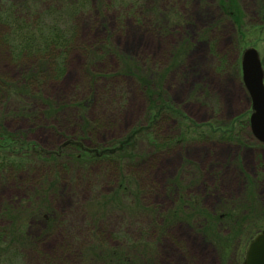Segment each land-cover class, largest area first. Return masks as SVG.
<instances>
[{"label": "rangeland", "instance_id": "obj_1", "mask_svg": "<svg viewBox=\"0 0 264 264\" xmlns=\"http://www.w3.org/2000/svg\"><path fill=\"white\" fill-rule=\"evenodd\" d=\"M116 1L91 0L88 12L77 17L80 47L68 53L65 76L42 84L41 95L51 102L48 105L44 102L46 106L42 100L32 104L34 94L40 93L38 84L26 85L23 81L33 69L32 62L27 58L23 60L25 65L17 67L0 40V78L10 82L11 90L23 92L21 95L11 92L9 99L14 101L5 104L6 118L0 119V131L20 134V139L37 143L44 150L59 146L66 136L84 133L82 128L88 130L86 145L114 144V140H121L146 123L159 99L170 103L188 119L182 123L184 140L170 151L156 154L136 175L137 183L144 188L143 196L139 200L127 198L115 185L101 190L99 196L90 190H82L78 196L91 210L98 206L96 201L102 195L112 198L111 203L120 197V204L130 214H135L133 210L140 203L153 210L156 214L151 220L145 215L138 220L134 218L135 226L141 225L140 232L128 231V226L126 231L131 232L132 243L143 240L148 246H157L155 264H243L250 241L264 228V145H239L243 140L240 134L246 128L234 122L251 111L248 93L238 80L242 77V52L256 48L264 60V0H141L139 8L135 7L131 14H121L122 8ZM161 20L165 25L157 22ZM82 46L86 50L102 53L110 50L114 54L93 62ZM122 60L137 68L138 77H146L148 71L155 72L153 78L160 85L156 101L148 102L135 79L119 72ZM27 64L32 65L28 70ZM90 94L94 96L87 105ZM81 100L87 105L84 113L87 120L82 122L74 117L76 110L71 107ZM18 103L27 106L20 113L25 117L15 116ZM232 122L235 131L230 135L225 131ZM94 124L95 131L91 127ZM158 124L153 132L159 143L165 137L177 136L180 128L177 120L167 117ZM10 141L4 143L6 149L16 147ZM145 185L151 186L148 189ZM135 186L132 184L131 191ZM12 200L17 204L27 202L30 209L35 208V199L30 203L15 186L4 187L0 203ZM37 200L42 202L41 197ZM53 201L57 205V200ZM72 202L70 198L58 199L61 207L71 206ZM181 202L189 214H176L177 217L170 214ZM229 214H239L241 219L233 222L229 218L228 224L218 220ZM34 215L36 219L25 217L20 226L24 234L30 231L32 235L28 234L33 237L43 227L40 222H45L41 217L48 216ZM69 215L76 221L77 214ZM113 217L109 227L105 226L106 232L97 230L93 234L103 237L98 241L105 247L116 248L123 245L122 234L118 232L124 231L125 216L113 213ZM144 224L151 227L144 228ZM4 225L2 219L0 226ZM98 226L104 229L103 225ZM88 230L80 224L74 227L75 235L82 233L86 244ZM205 230L216 243L207 237ZM98 241L89 243L99 245ZM69 244V241L60 242L58 235H51L43 241L40 251L53 256L54 261V257L61 258L62 264H66L68 256H76ZM5 261L3 264H7ZM94 263L100 264L96 260ZM27 264L40 262L34 254Z\"/></svg>", "mask_w": 264, "mask_h": 264}, {"label": "trees", "instance_id": "obj_2", "mask_svg": "<svg viewBox=\"0 0 264 264\" xmlns=\"http://www.w3.org/2000/svg\"><path fill=\"white\" fill-rule=\"evenodd\" d=\"M116 2L122 8L121 14H131L135 7L138 6L139 8V4H141V0H117ZM45 4H51L52 7H44ZM90 7H92L91 0H0L1 45L12 56L10 61L17 67L22 64L25 65L26 63L23 62L26 61L23 60L27 58L28 61L32 62L33 69L24 76L23 81L26 85L36 83L40 87L38 90L40 93L37 91L38 93L34 94L36 97L33 96L32 98L33 105H37L39 100H42L43 104H51V102L43 99L41 88L46 85L45 83L65 76L68 53L75 47L78 49L80 47L77 42L78 28L75 22L77 17L84 12H88ZM233 16L229 14L230 18H233ZM157 22L165 25L162 20ZM82 49L83 51L86 50L84 46H82ZM86 53L95 62L113 52L109 50L102 53L99 50L97 52L86 50ZM100 53H102V57L99 56ZM32 65L28 66L27 64V70ZM135 69L137 68L133 64L122 60L121 71L119 72L130 76L133 80L135 79L148 102L156 101L158 99L156 96H160L158 95L160 94V85L153 78L155 72L148 71L146 77L143 78V76L138 77L135 74ZM10 85V82L8 83L7 80L0 78V119H3V111L6 109L5 104L10 102L11 99L9 98L12 93L14 95L23 94L19 89L11 90ZM93 96L91 97V94L88 96L87 105L90 104L89 102L93 99ZM157 103H155L156 108L151 110L152 114L147 118L146 123H141L122 137L121 140H114V144L111 142L88 146L85 144V139L88 138L86 134L88 130L82 128L84 133L76 136H66L59 146L52 150H44L37 143L20 139L22 138L20 134L0 131V192L4 187L13 185L23 191L25 199L29 198L31 200L30 203L35 199L33 201L35 208L33 209H30L31 207L28 206L27 202L17 204L15 200L8 202H3V200L0 203V221L3 219V223H5L4 226H0V243L2 245V242L6 243V247L0 245V262L2 264L5 260L7 264H27V260L34 254L40 264H62L61 258L57 260L54 257V261L51 258L53 256H48L40 251L43 241L51 235H58L60 242L62 240L69 241L70 249L74 250L76 256H68L66 264H85V261L87 264H95V260L100 264H155V248L157 246H148L146 241L143 242V240L132 243L131 232L126 231L128 226V231L132 229L140 232L141 225L135 226L134 218L138 220V217H144L145 215L151 220L156 214L153 210L141 206L140 203L137 210H133L135 214H130L129 210L127 211L120 204V197H116L111 203L112 198L109 199L104 195L96 201L98 206L91 210L80 199L78 192L90 190L99 196V194H102L100 193L101 190L110 185H115L123 190V194L127 198L136 197L139 200V197L143 196L144 188H141L137 183L136 179L138 177L136 175L139 176L142 167L152 160L156 154L170 151L175 144L184 140L181 137L182 123L188 120L186 116L175 110L178 109L177 107L170 103L160 99ZM19 104H16L15 109H18V111L15 112V116L25 117V114L20 113L25 111L27 106ZM86 104L84 100H81L71 105L76 110V112H73L74 117H77L81 122L83 119L84 121L87 120L84 117ZM58 112L57 109L56 113ZM249 115L250 113L247 116L248 118L241 116L234 122L240 124L241 128H246V132L240 134L243 140L238 144L242 146L248 144L251 147L264 145L253 136L250 130ZM167 117L177 120L180 123V128L177 129V136L165 137L159 143V140L156 139L157 135L153 131L159 126L158 123ZM4 118H6V115ZM234 123L225 131L227 134L231 135L235 131L233 130ZM96 126L95 124L91 125L94 131L97 129ZM235 133L239 132L236 131ZM147 135L151 137V140L148 139ZM9 140H11L10 142L13 141V146H16L14 149H6L8 146H5L4 143ZM252 140L255 143L248 142ZM146 142L150 144L145 145ZM15 149L17 151H11ZM132 184L136 185L133 191H131ZM147 188L149 189V187ZM123 194H120V196L123 197ZM40 197L42 198L41 203L38 200L36 201ZM60 197L63 199L70 198L73 201L71 206L61 207L62 205L60 204V206L58 203ZM53 199L57 200V205L60 208L57 207ZM11 202L14 204H11ZM190 208L195 211L192 204H190ZM186 211L181 202L179 207L171 211L170 214L175 216L176 214H189ZM34 213L40 214V216H45V214L48 216L41 217L45 222L43 224L42 221L40 222L43 227L38 236L33 237L30 236L32 235L30 231L24 234L20 226L23 225L25 217L34 218ZM113 213L125 216L122 220L124 227L122 230L124 231L118 232L120 235L122 234L120 239L123 245H118L116 248L105 247L100 242L103 237H96L93 234L97 230L106 232L105 226L109 227V223L114 220V217L112 218ZM69 214H77L76 221L70 218L71 215ZM240 216L239 214L236 216L229 214L218 220L226 221L228 224L230 222L229 218L234 222V220H240ZM224 219H228V221ZM79 224L89 229L90 235L87 236L89 241H94V239L98 241L99 239V245L98 243L92 245V242L89 243V241L86 244L82 240V233L78 237L75 235L74 227ZM99 224L103 225L104 229H101L98 226ZM150 227L151 225L144 224V228ZM218 233L217 228L216 234ZM205 234L214 241L207 230H205Z\"/></svg>", "mask_w": 264, "mask_h": 264}, {"label": "water", "instance_id": "obj_3", "mask_svg": "<svg viewBox=\"0 0 264 264\" xmlns=\"http://www.w3.org/2000/svg\"><path fill=\"white\" fill-rule=\"evenodd\" d=\"M242 73L252 101L250 129L259 141L264 142V71L255 48L244 51ZM244 264H264V229L250 242Z\"/></svg>", "mask_w": 264, "mask_h": 264}, {"label": "flooded vegetation", "instance_id": "obj_4", "mask_svg": "<svg viewBox=\"0 0 264 264\" xmlns=\"http://www.w3.org/2000/svg\"><path fill=\"white\" fill-rule=\"evenodd\" d=\"M260 60H261L262 67H263V69H264V60L261 58V56H260ZM238 78H239V77H238ZM238 80H240V82H241V84L244 86V88L247 89L246 86H245V83L243 82L242 77L239 78ZM246 91H247V90H246ZM248 96H249V95H248ZM249 100H250V105H251V98H250V97H249Z\"/></svg>", "mask_w": 264, "mask_h": 264}, {"label": "bare ground", "instance_id": "obj_5", "mask_svg": "<svg viewBox=\"0 0 264 264\" xmlns=\"http://www.w3.org/2000/svg\"><path fill=\"white\" fill-rule=\"evenodd\" d=\"M250 108H251V111H250V115H251V113H252V106H251V105H250ZM250 115H249V116H250Z\"/></svg>", "mask_w": 264, "mask_h": 264}]
</instances>
